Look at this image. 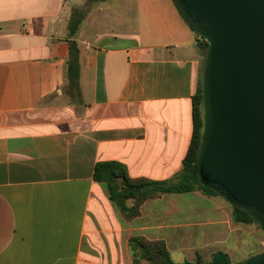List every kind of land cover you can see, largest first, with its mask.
I'll return each mask as SVG.
<instances>
[{"label":"crops","instance_id":"0c3cea01","mask_svg":"<svg viewBox=\"0 0 264 264\" xmlns=\"http://www.w3.org/2000/svg\"><path fill=\"white\" fill-rule=\"evenodd\" d=\"M105 1L140 25L108 30L97 15L106 9L91 4L73 37L76 98L64 91L68 22L85 0H0V264H132L134 236L162 240L174 263L261 252L259 227L236 221L219 195L128 199V217L94 179L106 161L132 179L181 169L202 58L171 0Z\"/></svg>","mask_w":264,"mask_h":264},{"label":"water","instance_id":"95a60500","mask_svg":"<svg viewBox=\"0 0 264 264\" xmlns=\"http://www.w3.org/2000/svg\"><path fill=\"white\" fill-rule=\"evenodd\" d=\"M171 2L206 43L196 174L264 234V0ZM206 264H264V249L238 263L216 252Z\"/></svg>","mask_w":264,"mask_h":264},{"label":"trees","instance_id":"16d2710c","mask_svg":"<svg viewBox=\"0 0 264 264\" xmlns=\"http://www.w3.org/2000/svg\"><path fill=\"white\" fill-rule=\"evenodd\" d=\"M93 1L95 0H85L83 5L74 7L68 22L69 51L66 61L64 91L70 97L78 98L80 94L79 48L73 37L90 11ZM197 44L203 56L205 40L201 38ZM200 72L196 91L192 97L193 129L191 140L183 159V165L173 177L166 180L132 179L128 176L125 167L119 162L106 161L96 163L93 173L94 179L107 183L110 198L122 212L126 213V216L132 217L137 214L136 208L125 206V202L128 199H131L134 204H138L144 199L156 197L162 193L192 190H200L206 194L217 195L213 190L200 183L195 170V160L202 128ZM233 216L236 221L255 224L249 214L242 209L233 207ZM255 225L258 226L257 224ZM128 246L132 256V264H174L162 240H147L143 237L134 236L129 239ZM196 262L200 264L208 263L203 262L199 257L196 258Z\"/></svg>","mask_w":264,"mask_h":264},{"label":"rangeland","instance_id":"374dc122","mask_svg":"<svg viewBox=\"0 0 264 264\" xmlns=\"http://www.w3.org/2000/svg\"><path fill=\"white\" fill-rule=\"evenodd\" d=\"M103 2H106V1L105 0H95L93 1L92 4L98 5L99 7L101 6L103 9H106L101 13H97L98 16L102 17L103 26L105 28H107L108 30H111V31L114 30L115 32L123 33V34L133 35L136 33V30L139 28V25H140V22H139L140 20L136 21L133 19L134 12H132L131 9L125 10V12L122 13V10L118 9L117 6L115 7L113 5H110V3H103ZM201 60L199 64V72L201 69ZM199 72H198V76H199ZM255 228L257 229L258 227H255ZM260 233L264 237V234L261 231ZM263 249H264V246H263Z\"/></svg>","mask_w":264,"mask_h":264}]
</instances>
